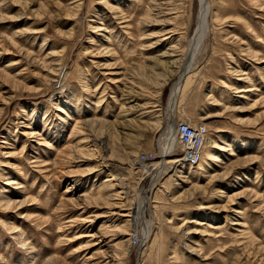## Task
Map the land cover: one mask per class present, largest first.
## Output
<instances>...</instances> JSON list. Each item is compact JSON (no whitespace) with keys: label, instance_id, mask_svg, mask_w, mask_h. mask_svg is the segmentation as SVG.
<instances>
[{"label":"rangeland","instance_id":"rangeland-1","mask_svg":"<svg viewBox=\"0 0 264 264\" xmlns=\"http://www.w3.org/2000/svg\"><path fill=\"white\" fill-rule=\"evenodd\" d=\"M152 1L0 0V264H264V0H207L209 32L174 118L206 126L222 163L205 149L160 178L150 237L133 245L127 203L151 183L136 160L159 161L175 81L157 93L145 69L189 46L199 10ZM182 156L178 143L172 158ZM108 174L126 196L105 187Z\"/></svg>","mask_w":264,"mask_h":264},{"label":"bare ground","instance_id":"bare-ground-1","mask_svg":"<svg viewBox=\"0 0 264 264\" xmlns=\"http://www.w3.org/2000/svg\"><path fill=\"white\" fill-rule=\"evenodd\" d=\"M153 3H156V0L152 1ZM168 3V2H167ZM154 5V4H153ZM158 5V4H157ZM75 7V6H74ZM154 8H158L157 6H151ZM166 7V6H165ZM153 8V9H154ZM78 9V8H77ZM152 9V10H153ZM152 10L148 9V12H152ZM158 11V10H155ZM160 11V10H159ZM158 11V12H159ZM163 11V10H162ZM154 12V11H153ZM156 13V12H155ZM154 14V13H150ZM160 14V13H159ZM155 15V14H154ZM158 15V14H157ZM212 15V11H211V5L208 2H204V0H199V10H198V15H197V21H196V28L194 30V35L191 38V41L189 42V46H187V44L185 45L184 51H179L180 53H177V51H173L171 52L172 47H170V51H165L163 53L160 54L159 58H157L154 62L152 60V62L154 63L153 67L150 68H146L145 69V73H148L152 80L155 81V83L153 86L155 87V90H157V93L160 91L161 89L165 86H167L170 83V79L172 78V80L174 81V83L171 86L170 89V95H169V101H168V106H169V110L167 107L166 110V127L162 129L161 135L159 137L158 140V148H159V161L157 163H155V158H153V160L149 163H144V161H139V159L137 158L136 162H138L139 164L142 165V169L141 171L146 174V177L150 178V188L148 191H145L142 195L141 193L136 196V203H130L128 201L127 206L129 210L133 211V214H136V221L138 223H136L138 225V227H135V231L137 232V238H135L136 242L133 244L135 246H137L139 244V248H143L144 245L146 244L148 238L150 237L151 234V228H152V219L147 220L146 219V214L148 213V215L150 216V212H148V205H149V197H148V192L150 191L151 188H153L154 184L162 177H165L168 175V171H172L174 170V168H183L184 165L181 164H185L187 167H189L190 169L194 168V166H190L185 159L181 158H172V153L176 148V145H178V138L175 134V126L176 124V120L174 118V112L176 109V105L181 93V89L184 86L183 84L186 81V78L188 77V75H190L195 69H196V65L198 63V59L197 56H200L201 52H202V48H203V44H204V40L207 36V32H209V24H208V17H210ZM153 16V15H151ZM213 16V15H212ZM211 16V17H212ZM154 17V16H153ZM156 17V16H155ZM153 20V19H152ZM151 20V21H152ZM175 35L172 32H165L162 38H165V41L167 39H171L172 36ZM164 40V39H163ZM181 41V40H180ZM163 42V41H162ZM176 42V41H175ZM182 43V42H181ZM179 43V44H181ZM178 44V45H179ZM177 45V46H178ZM180 46V45H179ZM181 47V46H180ZM149 49V48H147ZM65 50V48H62L59 52V54H62L63 51ZM179 50V47H178ZM149 57V56H148ZM183 57V58H182ZM147 60V59H146ZM148 62V61H147ZM151 63V62H150ZM148 65V64H147ZM57 68V67H56ZM61 69V68H60ZM60 71V70H59ZM55 72V71H53ZM59 73V72H57ZM60 74V73H59ZM63 74V73H62ZM49 75V74H48ZM148 75V76H149ZM191 77V76H190ZM150 80V77H149ZM153 81V82H154ZM151 84V85H152ZM188 82H186L185 85H187ZM148 86V85H147ZM131 87V86H129ZM134 88V87H133ZM247 90H239L236 91L237 93L243 94L245 93ZM127 95L128 97H130L133 93L134 95V91L132 88H127ZM156 93V92H155ZM156 93V94H157ZM138 96V95H137ZM244 96H242L243 98ZM127 97H125L126 99ZM100 99V97L98 98ZM128 99V98H127ZM132 99V98H131ZM134 99V98H133ZM130 99H128L129 101ZM124 101V99H123ZM127 101V100H126ZM134 102V101H132ZM136 102V101H135ZM172 103V105H171ZM124 104V103H123ZM131 104V103H128ZM170 104V105H169ZM127 107V105H126ZM125 107V108H126ZM145 109L144 107H139L138 105L133 106V110L135 111L134 113H141V110ZM58 111L60 109H57ZM126 111V110H125ZM132 111V110H130ZM127 112V111H126ZM124 112V113H126ZM240 112V111H239ZM131 114V113H130ZM129 114V115H130ZM123 115V114H122ZM127 115V116H129ZM135 115V114H134ZM143 116L145 115V113L139 114L138 116ZM136 116V115H135ZM137 116V117H138ZM124 117V116H122ZM126 118V117H125ZM134 118V117H133ZM145 118V117H144ZM143 118V119H144ZM132 119V118H131ZM138 119V118H137ZM121 120V119H120ZM148 120V119H147ZM123 121V120H122ZM139 121V120H138ZM142 121V119H141ZM131 123L133 122L130 121ZM144 122V121H143ZM118 123V121H117ZM128 123V122H127ZM136 123V120L133 122ZM178 123V122H177ZM122 124V123H121ZM120 124V125H121ZM130 124V123H129ZM142 124V123H141ZM162 124V123H161ZM92 126L97 127V123L93 122L91 123ZM118 125V124H117ZM128 125V124H127ZM139 125V124H138ZM163 125V124H162ZM134 126V125H133ZM137 126V125H136ZM141 126V125H140ZM123 127V126H122ZM126 127V126H125ZM139 127V126H138ZM150 127V126H149ZM155 127V126H154ZM87 128V127H86ZM132 128V127H131ZM134 128V127H133ZM132 128V130H133ZM153 128V127H151ZM159 128V126H156L154 130H157ZM161 128V127H160ZM123 129V128H122ZM130 129V128H129ZM137 129V128H136ZM135 129V130H136ZM141 129V127H140ZM143 129L145 130H149L148 126H143ZM124 130V129H123ZM128 130V129H127ZM133 130V131H135ZM119 132H121L120 130H118ZM139 131V130H137ZM140 131H144V130H140ZM119 132L114 133L115 136L118 138L119 140ZM101 133V132H100ZM130 133V132H129ZM136 133V132H135ZM138 133V132H137ZM146 133V132H145ZM126 134V133H125ZM134 134V133H133ZM132 134V135H133ZM144 134V133H143ZM142 135V134H141ZM134 136V135H133ZM132 136V138H133ZM140 136V135H139ZM208 136V135H207ZM121 137V136H120ZM127 137V136H126ZM130 137V136H129ZM128 137V138H129ZM122 138V137H121ZM135 138V137H134ZM133 138V139H134ZM116 139V138H115ZM130 139V138H129ZM120 141V140H119ZM99 142V138L97 140H92L91 141V145H90V149L93 155H97L100 154V150H99V145L97 144ZM90 144V143H89ZM223 144V143H222ZM103 145V144H100ZM134 145V144H133ZM132 145V146H133ZM126 146V145H125ZM128 146V145H127ZM79 148V147H78ZM101 149V148H100ZM207 149L208 151L205 154L206 160L212 161L213 163H222V160L219 159V157L216 154L213 153H209L213 150L216 151H221L223 149L222 145L215 143L214 141H212L211 139L206 137L205 140V144H204V148H203V152L204 150ZM128 152V151H127ZM134 154V152H132L130 150V152L126 153V156H131ZM204 154H202V159ZM125 155V153H124ZM113 156V155H112ZM230 156H235L234 153H230ZM139 157V156H138ZM100 158V164H103L105 162L104 158L98 157ZM201 159V161H202ZM103 161V163L101 162ZM200 161V162H201ZM199 162V163H200ZM106 164V163H105ZM137 164V163H136ZM99 165V162H98ZM104 165V164H103ZM101 165V166H103ZM105 166V165H104ZM134 166V164H133ZM100 167V165H99ZM96 168V167H95ZM101 168V167H100ZM143 174V175H144ZM121 176V175H120ZM122 177V176H121ZM108 180L104 181L105 187H108L110 190H115L116 188H121L122 190H125V192H123V194H125L126 196V191H127V184H124L122 182V180L120 181V177L118 175L115 174H108ZM18 187V186H17ZM19 188V187H18ZM22 188V187H21ZM107 188V189H108ZM106 190V189H105ZM116 191V190H115ZM141 191V190H140ZM117 196H119L122 193H118L116 192ZM134 199V200H135ZM127 200V198L125 199ZM135 202V201H134ZM17 204V203H16ZM24 203H21L19 206H21ZM2 206V205H1ZM6 206V205H5ZM10 205H8L9 207ZM6 208V207H5ZM4 208V209H5ZM13 208V207H12ZM8 209V208H7ZM10 209V208H9ZM39 219V218H38ZM135 221V220H134ZM61 229V228H60ZM12 231V230H11ZM138 232H140L141 234V240H139V236H138ZM250 236V234H249ZM247 238V237H246ZM249 238V237H248ZM248 240V239H247ZM132 245V247H133ZM131 247V248H132ZM129 249V248H128Z\"/></svg>","mask_w":264,"mask_h":264},{"label":"built area","instance_id":"built-area-1","mask_svg":"<svg viewBox=\"0 0 264 264\" xmlns=\"http://www.w3.org/2000/svg\"><path fill=\"white\" fill-rule=\"evenodd\" d=\"M175 134L182 148V159L184 158L190 166H197L202 159L203 148L208 135L206 126L202 124L193 126L189 122L180 121L175 126ZM138 159L144 161V163L153 160L146 153L140 154Z\"/></svg>","mask_w":264,"mask_h":264},{"label":"water","instance_id":"water-1","mask_svg":"<svg viewBox=\"0 0 264 264\" xmlns=\"http://www.w3.org/2000/svg\"><path fill=\"white\" fill-rule=\"evenodd\" d=\"M204 2H207V0H204ZM170 105V104H169ZM171 105H172V103H171ZM167 107H168V110H169V106L167 105Z\"/></svg>","mask_w":264,"mask_h":264}]
</instances>
